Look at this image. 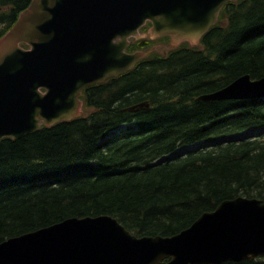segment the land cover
Listing matches in <instances>:
<instances>
[{
	"label": "trees",
	"instance_id": "obj_1",
	"mask_svg": "<svg viewBox=\"0 0 264 264\" xmlns=\"http://www.w3.org/2000/svg\"><path fill=\"white\" fill-rule=\"evenodd\" d=\"M29 1L0 0V36ZM244 74L264 78V0L229 1L199 46L85 88L90 112L1 138L0 242L102 214L138 236H168L226 199L264 200V98L195 99ZM143 101L148 109H128ZM220 264H264V255Z\"/></svg>",
	"mask_w": 264,
	"mask_h": 264
},
{
	"label": "water",
	"instance_id": "obj_2",
	"mask_svg": "<svg viewBox=\"0 0 264 264\" xmlns=\"http://www.w3.org/2000/svg\"><path fill=\"white\" fill-rule=\"evenodd\" d=\"M229 1L238 0H30L0 36V139L78 117L85 87L147 55L126 51L146 22L150 38L195 46ZM254 98H264V78L248 74L196 97ZM147 107L143 101L129 109ZM260 255L264 200L246 196L220 202L168 236H137L102 214L69 217L0 242V264H220Z\"/></svg>",
	"mask_w": 264,
	"mask_h": 264
},
{
	"label": "rangeland",
	"instance_id": "obj_3",
	"mask_svg": "<svg viewBox=\"0 0 264 264\" xmlns=\"http://www.w3.org/2000/svg\"><path fill=\"white\" fill-rule=\"evenodd\" d=\"M147 26H148V24L145 25L144 29L143 30L141 29V31H140L141 36H146L145 37L147 39L146 40V42H147L146 45L145 46H142V47H139L137 45L135 46V49L139 48V49H143L144 51H147L148 53H147L146 57L147 56L154 55V54L159 55V56H164L168 52H170L174 47H177V46H173L171 44V41H170V39H169L168 36H160V37H156V38H150L149 35H147V33H146ZM184 43H187V42H183V43H181V45L184 44ZM195 46H199V44L198 45H195ZM81 110L84 113H88V112H90L91 108L90 107H86L85 108V106L83 105L81 107ZM127 127H128V125H121L116 130H114L109 136H111V135L115 136L118 133H121L124 130H126ZM260 130H261V128H260ZM257 131H259V129H250L247 132H257ZM247 132H245V133H247ZM247 136H249V135H247ZM192 146L193 145H191V147ZM187 148H189V147L188 146H185L183 148H178L175 151L176 152H180V151H183V149H187Z\"/></svg>",
	"mask_w": 264,
	"mask_h": 264
},
{
	"label": "flooded vegetation",
	"instance_id": "obj_4",
	"mask_svg": "<svg viewBox=\"0 0 264 264\" xmlns=\"http://www.w3.org/2000/svg\"><path fill=\"white\" fill-rule=\"evenodd\" d=\"M147 24H148V26H147V29H146V33H147V35H149V30H148V28L151 26V23H150V22H147V23L144 24L143 26L145 27V25H147ZM143 26H142V27H143ZM142 27H141V28H142ZM144 27L142 28V30L144 29ZM141 28H140V31H141ZM140 31H139V32H140ZM145 37H146V36H141V37L138 38V39H134V38H133V39H130L129 43L131 44V42H133V43H134V42H135V43L138 42V45H137V46H139V47H142V45L145 46L146 43H147V42H146L147 39H146ZM149 37H150V36H149ZM140 43H142V45H139ZM130 44H129V45H130ZM136 44H137V43H136ZM129 45H128V47H129ZM128 47H127V49H126L128 52H132V51H134V50H142V51H144L143 49H139V48H137V49L134 48V49H132V50H128ZM177 47H178V46H177ZM177 47H176V48H177ZM173 49H174V48H173ZM146 52H147V51H146ZM147 53H148V52H147ZM145 57H146V56H145ZM145 57H144V58H145ZM123 73H124V72H123ZM121 74H122V73H121ZM119 75H120V74H119ZM119 75H117V76H119ZM117 76H112V77H117ZM107 78H109V77H107ZM107 78H105L102 82L106 81ZM102 82H100V83H102ZM93 84H98V83H93ZM93 84H90L89 86H91V85H93ZM89 86H87V87H89ZM85 88H86V87H85ZM85 88H84V89H85ZM84 89L82 90V92H81V96H80L79 98H80V100H81V102H82V106L84 105L85 108H86L85 101H84V99H83V91H84ZM146 102H147V101H146ZM148 108H149V103H148V107L145 108V109H148ZM128 109H129V108H128ZM129 110H130V109H129ZM83 114H84V112L82 111L81 114H80L79 116H81V115H83ZM75 118H76V117H75ZM41 125H43V124H41Z\"/></svg>",
	"mask_w": 264,
	"mask_h": 264
},
{
	"label": "bare ground",
	"instance_id": "obj_5",
	"mask_svg": "<svg viewBox=\"0 0 264 264\" xmlns=\"http://www.w3.org/2000/svg\"><path fill=\"white\" fill-rule=\"evenodd\" d=\"M249 76H250V75H249ZM239 77H240V76H239ZM250 78H251V77H250ZM236 79H237V78H236ZM251 79H252V78H251ZM257 79H260V78H257ZM102 83H103V82H102ZM230 83H231V82H230ZM230 83H229V84H230ZM226 86H227V85H226ZM224 87H225V86H224ZM86 88H87V87H86ZM222 88H223V87H222ZM220 89H221V88H220ZM218 90H219V89H218ZM204 94H205V93H204ZM200 95H201V94H200ZM197 97H198V96H197ZM195 99H196V98H195ZM196 100H199V99H196ZM242 134H243V133H242ZM249 137H250V136H249ZM200 144H203V142L200 143ZM176 153H177V152H175L174 155H176ZM180 153H181V152H180ZM172 155H173V154H172ZM172 155H170V156H168V157H172ZM162 159H163V158H162ZM162 159H161V160H162ZM260 256H263V255H260ZM257 257H258V256H257ZM255 258H256V257H255ZM246 259H248V258H246ZM250 259H254V258H250ZM243 260H245V259H243ZM229 261H230V260H229ZM240 261H242V260H240Z\"/></svg>",
	"mask_w": 264,
	"mask_h": 264
}]
</instances>
